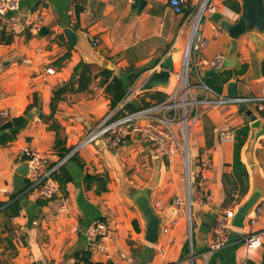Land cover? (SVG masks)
Here are the masks:
<instances>
[{
    "label": "crops",
    "instance_id": "obj_1",
    "mask_svg": "<svg viewBox=\"0 0 264 264\" xmlns=\"http://www.w3.org/2000/svg\"><path fill=\"white\" fill-rule=\"evenodd\" d=\"M144 1V8L134 15L133 0H21L17 10L5 20L0 19V27L13 35L11 42L0 43V112L8 113L7 118L0 116V125L13 116L39 110V114L15 128L16 138L12 142L0 146V202H5L3 209L16 199L20 205L15 216H6L0 210V264H86L81 259L84 252H88L91 261L101 264H187L191 254L194 264H264V237L255 248H247L241 242L246 232L264 230V200L258 204L254 220L249 219L247 229L222 230L218 225L226 210L232 205L235 208L242 198L227 180L232 169L233 141L221 140L215 131L223 123L235 131L249 125L247 116L236 105L206 108L191 129L192 172L194 177L205 174L204 186L210 196L206 205L192 204L191 234L186 213L171 203L185 189L180 159L156 158L137 139L129 140V146L116 152L88 144L75 151V158L67 160V154L62 158L63 162L67 160L63 166L71 180L60 185L59 193L50 200L40 198L29 187L23 190L27 178L18 172L17 166L25 161L26 151L37 149L47 157L49 167L62 160L54 150L55 132L41 116L50 114L54 89L75 80L84 62L79 50L68 44L62 24L84 32L92 41L97 40L95 51L112 64L110 70L114 74L127 81L128 74L139 73L128 87L129 100L135 104L150 100L145 92L156 90L140 91V85L160 69L161 61L171 50L176 51L173 67L177 68V51L185 46L190 18L201 0H188L181 14H175L166 0ZM76 5L82 7L78 14ZM207 7L199 30L208 40L202 55L213 58L226 53L228 37L212 20V12L217 10L230 19L236 18L237 13L226 0H209ZM39 17L43 20L41 28L46 29L42 34L31 28ZM255 45L250 37L241 41L238 61L247 68L228 80H235L236 84L239 80L243 94H264V76L260 71L264 46L258 49ZM92 65L94 72L98 71L100 66ZM48 68L53 72H47ZM34 100L35 106L28 110ZM111 110L109 98L97 80L86 91L67 93L54 113L65 146L73 151ZM254 155L264 174V135L258 138ZM205 157L210 164L201 173ZM117 167H122L126 178L140 188L159 168L153 205L159 212L171 209L174 212L163 227L158 245L142 238V216L122 192ZM104 172L109 176L107 191L97 194L85 188L86 173ZM234 193L239 198H234ZM98 218L112 226V237L101 240L105 250L92 249L83 234L85 226ZM222 233H227L225 245L205 258L203 253Z\"/></svg>",
    "mask_w": 264,
    "mask_h": 264
},
{
    "label": "built area",
    "instance_id": "obj_2",
    "mask_svg": "<svg viewBox=\"0 0 264 264\" xmlns=\"http://www.w3.org/2000/svg\"><path fill=\"white\" fill-rule=\"evenodd\" d=\"M21 0H0V19L5 20L8 14L17 10ZM167 5L175 14L183 13L188 0H166ZM208 0H201L197 5L195 12L192 14L189 22L190 33L187 37L185 48L181 60L178 61L177 68L172 69L170 74L169 91H164L166 97L161 102H151L147 106H142L134 111L125 112L123 115L115 116L117 111L129 102L130 92L112 109L95 128L91 129L85 137L77 144L73 151H70L67 158L79 148L95 144L100 139L102 146L109 150L118 151L121 148L129 146V140L137 139L143 145L149 147L156 156L166 157L169 161L178 157L181 162L182 172L184 174L186 196H174L171 200L172 205L184 212L188 218L189 231L191 234V206L193 203L200 205L208 204L210 196L204 186L205 174L194 177L191 167V129L199 121L201 114L206 108L221 107L226 105L245 104L252 112L264 120V94L249 93L239 95H228L226 88L221 92L216 91L204 82L200 71L205 68H214L217 66L223 55L219 54L213 58H201L197 60L199 53L208 44V40L200 33V20L207 7ZM199 18L197 20V17ZM42 18H37L32 24V31L37 33L42 26ZM188 26V27H189ZM93 45L97 40H90ZM175 56L173 57V61ZM47 72L52 73L53 69L48 68ZM174 78L172 87L171 79ZM0 116L7 118L8 113L1 111ZM216 133L221 140L234 141L236 131L228 124L223 123L216 128ZM28 163V174L26 176L29 182V188L34 190L37 195L46 200L54 198L60 190L59 182L53 177V171L62 164L63 160L57 166L49 167L48 159L37 149H30L25 152ZM210 164V159H203L202 171ZM234 198H239L237 193L233 194ZM259 205L255 208L254 220ZM234 216V205L230 206L224 213V217L219 220V227L223 230L231 227L228 220ZM88 245L94 248L105 250L101 244L102 239L112 237V226L102 218L91 221L83 229ZM264 230L246 232L241 239L242 244L247 248H255L262 244ZM227 233H222L219 238L215 239L203 253L206 258L212 253L225 245ZM180 264V263H165ZM194 264L193 255L191 254L189 263ZM206 264V263H204Z\"/></svg>",
    "mask_w": 264,
    "mask_h": 264
},
{
    "label": "water",
    "instance_id": "obj_3",
    "mask_svg": "<svg viewBox=\"0 0 264 264\" xmlns=\"http://www.w3.org/2000/svg\"><path fill=\"white\" fill-rule=\"evenodd\" d=\"M240 10L236 18L230 19L221 12L215 10L211 18L217 26L228 37V47L223 55L221 62L214 68H205L200 71L201 76L205 78H214L225 70L239 69L238 49L241 41L250 35H258L264 42V0H237ZM144 0H133L131 6L132 13L138 14L144 8ZM64 35L69 45L75 47L82 54L84 63L96 64L103 68H112V64L102 60L96 53L94 45L89 37L80 30H72L70 27L61 25ZM46 29L42 27L39 33L42 34ZM175 50H171L161 61L159 70L153 71L140 85V91L157 90L158 88L166 89L169 86L170 74L173 69V57ZM235 80L226 83V93L236 95L237 86ZM239 109L249 120V131L247 138L241 148V159L245 165L249 178V188L242 196L240 201L235 205L234 216L228 220L231 227L247 229L248 221L255 215L256 206L264 200V174L255 158V146L258 138L264 135V121L260 120L251 109L245 104H240ZM39 114V110H31L25 115L13 116L5 120L0 125V135L8 130L18 128L24 124L26 119L33 118ZM95 145L103 147L100 139L95 141ZM104 148V147H103ZM110 152H116L104 148ZM160 158L159 156H155ZM19 173L27 176L28 163L21 162L18 166ZM116 175L122 192L131 200L133 205L138 209L143 220L142 238L151 243L158 245L162 236L164 225L170 220L173 210L159 212L153 205V194L159 181V168H155L152 178L142 188L137 187L130 182L123 171L122 167L116 168ZM174 207V206H173ZM175 208V207H174ZM173 208V209H174ZM3 207L0 208V210Z\"/></svg>",
    "mask_w": 264,
    "mask_h": 264
},
{
    "label": "trees",
    "instance_id": "obj_4",
    "mask_svg": "<svg viewBox=\"0 0 264 264\" xmlns=\"http://www.w3.org/2000/svg\"><path fill=\"white\" fill-rule=\"evenodd\" d=\"M227 5L233 9L236 13L239 12L240 6L237 0H226ZM82 10L80 5H76L75 11L78 14ZM13 35L8 33L4 27H0V43H9L12 41ZM247 68L246 64H241L239 69H230L223 71L220 75L214 78H205L204 82L215 89L218 92L223 90L224 84L229 80L232 74L239 75L245 72ZM260 71L264 76V59L260 62ZM139 77V73H130L127 76V81L120 75L114 74L113 70L108 68H98V71L94 72L92 64L82 62L79 66V73L75 80H69L59 85L54 89L50 100V114L47 116H41L48 121V127L55 132L54 150L60 159L65 157L70 151V147L65 146V138L60 134L61 126L55 121L54 113L57 109V105L60 101L64 100L65 95L69 92H82L86 91L90 84L97 80V84L103 88L105 94L109 98L110 109L116 108L119 103L127 96L128 87L132 85ZM145 96L149 97V101L142 100L141 104H135L132 101L127 102L123 108L119 109L115 116L123 115L125 112L134 111L142 106H147L151 102H161L166 97L165 92L156 90L152 92H145ZM35 100L28 105V110L35 106ZM249 131V125L245 124L236 130L235 138L233 141V158L231 163V173L227 175V180L233 185V188L238 190L239 195L243 196L248 189V173L244 163L240 157L241 148L247 138ZM16 138V129L8 130L4 134L0 135V146H5L12 142ZM76 152L70 155L68 159L75 158ZM66 160V161H67ZM64 161V162H66ZM64 162L60 164L54 171L53 177L63 186L66 182L71 180L70 175L66 171ZM84 185L86 189H93L95 193H101L107 191V184L109 176L107 172L99 173H86L83 177ZM29 187V182L26 180V185L23 190ZM22 192V190L20 191ZM20 192L11 196L14 199ZM5 202H0L2 207ZM20 205L16 199L3 209V213L6 216H15L19 213ZM133 224L137 229V222L133 220ZM86 264H101L99 262H93L88 257V252H84L81 258Z\"/></svg>",
    "mask_w": 264,
    "mask_h": 264
},
{
    "label": "rangeland",
    "instance_id": "obj_5",
    "mask_svg": "<svg viewBox=\"0 0 264 264\" xmlns=\"http://www.w3.org/2000/svg\"><path fill=\"white\" fill-rule=\"evenodd\" d=\"M208 2H209V0H208ZM204 20V14H202V18H201V20H200V25H201V23H202V21ZM189 33H190V26H189V28H188V30H187V34H185V37L187 36L188 37V35H189ZM255 43H256V48H261L262 46H264V42H263V40L258 36V35H250L249 36ZM263 44V45H262ZM184 48H185V46L181 49V50H179V51H177V57L181 60V57H182V54H183V50H184ZM204 50V49H203ZM201 58H205V57H203V55H202V53H199L198 54V56H197V60L199 61ZM207 59H210V58H207ZM171 82H172V87L174 86V84H175V82H174V78H172L171 79ZM237 89H238V94L239 95H242L243 94V92H242V90H241V82L239 81V80H237ZM171 88H166V90L167 91H169ZM131 90V89H130ZM133 91V90H132ZM131 91V92H132ZM128 92H130V91H128ZM250 107L252 108V110L254 111V108L250 105ZM255 112V111H254ZM132 152H134V151H132ZM191 162H192V154H191ZM180 167H181V176H183V179H184V174H183V172H182V166H181V163H180ZM193 167V166H192ZM186 189V188H185ZM185 189H184V191H183V193H181V196L182 197H185L186 196V191H185Z\"/></svg>",
    "mask_w": 264,
    "mask_h": 264
},
{
    "label": "bare ground",
    "instance_id": "obj_6",
    "mask_svg": "<svg viewBox=\"0 0 264 264\" xmlns=\"http://www.w3.org/2000/svg\"><path fill=\"white\" fill-rule=\"evenodd\" d=\"M198 18H199V15H198V17H197V20H198Z\"/></svg>",
    "mask_w": 264,
    "mask_h": 264
}]
</instances>
